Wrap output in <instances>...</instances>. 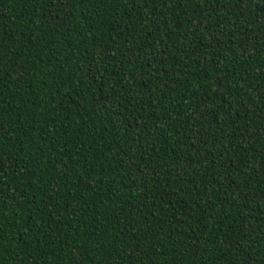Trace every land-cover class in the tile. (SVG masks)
Returning <instances> with one entry per match:
<instances>
[{
  "label": "trees",
  "instance_id": "obj_1",
  "mask_svg": "<svg viewBox=\"0 0 264 264\" xmlns=\"http://www.w3.org/2000/svg\"><path fill=\"white\" fill-rule=\"evenodd\" d=\"M0 264H264V0H0Z\"/></svg>",
  "mask_w": 264,
  "mask_h": 264
}]
</instances>
